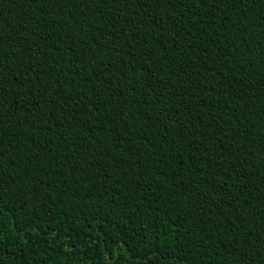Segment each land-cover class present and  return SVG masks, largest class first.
Here are the masks:
<instances>
[{
	"label": "trees",
	"instance_id": "obj_1",
	"mask_svg": "<svg viewBox=\"0 0 264 264\" xmlns=\"http://www.w3.org/2000/svg\"><path fill=\"white\" fill-rule=\"evenodd\" d=\"M0 264H264V0H0Z\"/></svg>",
	"mask_w": 264,
	"mask_h": 264
}]
</instances>
